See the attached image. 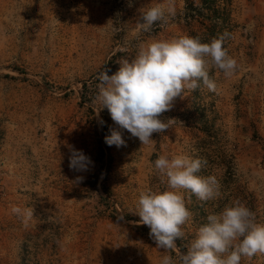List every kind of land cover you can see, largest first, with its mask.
<instances>
[{"label":"rangeland","instance_id":"rangeland-1","mask_svg":"<svg viewBox=\"0 0 264 264\" xmlns=\"http://www.w3.org/2000/svg\"><path fill=\"white\" fill-rule=\"evenodd\" d=\"M166 2L0 0V264H160L237 200L264 224V0H173L167 23L141 31L140 10ZM225 31L237 72L210 68L217 91L201 84L175 98L160 117L170 127L153 143L120 129L106 108L96 114L98 73L117 71L141 44L209 42ZM110 129L125 146L105 143ZM73 148L92 161L87 171L69 168ZM176 154L206 160L197 174L215 176L220 195L205 202L182 190L192 217L165 252L134 211L141 191L167 188L154 161ZM13 205L33 210L27 226ZM240 264H264V254Z\"/></svg>","mask_w":264,"mask_h":264},{"label":"clouds","instance_id":"clouds-1","mask_svg":"<svg viewBox=\"0 0 264 264\" xmlns=\"http://www.w3.org/2000/svg\"><path fill=\"white\" fill-rule=\"evenodd\" d=\"M140 13L142 22H138V27L147 33L155 24L167 23L175 15V7L173 0H167L145 6ZM230 36L225 31L209 42L184 35L141 44L134 58H122L117 62V71L111 75V69L98 73L96 114L106 108L120 129L127 130L142 145L153 143L154 133L162 134L170 127L172 120L160 117L171 110L175 98L183 97L186 91H196L201 84L211 92L217 91L215 80L209 76L210 68L220 70L226 78L237 72L236 59L224 47ZM104 141L108 146H125L121 132L116 129H110ZM91 163L82 151L71 150L70 169L87 171ZM206 163V160L187 154L171 158L159 155L154 161V169L167 188L141 191L134 214L140 217L138 223L149 227V236L157 249L175 251L177 240L185 238L184 226L192 213L186 206L182 190L205 202L220 195L215 176L197 174ZM81 179L77 177L78 181ZM11 212L22 218L25 226L33 215L32 209L16 205L11 207ZM257 254H264V224H258L255 214L237 200L219 213L207 216V222L198 228L186 252H181L176 259L164 255L160 264H240L242 258L250 259Z\"/></svg>","mask_w":264,"mask_h":264},{"label":"trees","instance_id":"trees-1","mask_svg":"<svg viewBox=\"0 0 264 264\" xmlns=\"http://www.w3.org/2000/svg\"><path fill=\"white\" fill-rule=\"evenodd\" d=\"M204 2V1H203ZM205 6H207V10H212L211 12H216L215 11V9H214V7H212L211 5H210V3H205ZM193 9H191V14L192 15H190V17H192V18H194V12H197V13H201V11H199V10H197V9H195L194 7H192ZM203 14V13H202Z\"/></svg>","mask_w":264,"mask_h":264}]
</instances>
